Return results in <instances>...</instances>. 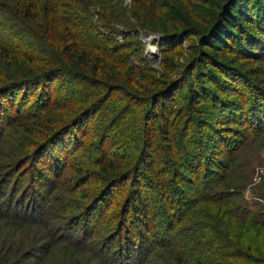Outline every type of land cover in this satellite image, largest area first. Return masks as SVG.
<instances>
[{
	"label": "trees",
	"instance_id": "16d2710c",
	"mask_svg": "<svg viewBox=\"0 0 264 264\" xmlns=\"http://www.w3.org/2000/svg\"><path fill=\"white\" fill-rule=\"evenodd\" d=\"M122 1L0 0V264H264V0Z\"/></svg>",
	"mask_w": 264,
	"mask_h": 264
},
{
	"label": "rangeland",
	"instance_id": "374dc122",
	"mask_svg": "<svg viewBox=\"0 0 264 264\" xmlns=\"http://www.w3.org/2000/svg\"><path fill=\"white\" fill-rule=\"evenodd\" d=\"M123 6L128 5L129 0H123ZM117 37L122 40V34ZM140 39L144 45L143 54L151 62L152 67L157 68L160 60L158 40L162 39L159 33L141 32ZM150 47H154L151 51ZM241 165L236 167L230 175V180L241 182L243 188L239 190L242 201L248 207L264 211V198L256 193L255 187L259 184L260 177L264 174V145L257 144L246 148L241 155Z\"/></svg>",
	"mask_w": 264,
	"mask_h": 264
},
{
	"label": "bare ground",
	"instance_id": "6f19581e",
	"mask_svg": "<svg viewBox=\"0 0 264 264\" xmlns=\"http://www.w3.org/2000/svg\"><path fill=\"white\" fill-rule=\"evenodd\" d=\"M150 50L153 51L154 50V47H150Z\"/></svg>",
	"mask_w": 264,
	"mask_h": 264
}]
</instances>
